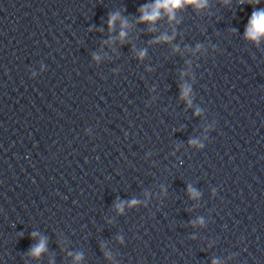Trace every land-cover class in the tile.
<instances>
[{
	"label": "clouds",
	"instance_id": "9594fccd",
	"mask_svg": "<svg viewBox=\"0 0 264 264\" xmlns=\"http://www.w3.org/2000/svg\"><path fill=\"white\" fill-rule=\"evenodd\" d=\"M256 3L259 2V0H255ZM207 3V0H156V3L151 6V10H148V6H145L144 8H141L140 11L142 12L141 20L145 22H154L160 17V10L164 9L169 13L170 18L174 16V11L176 9H179L183 7L185 4H194L197 7H203ZM117 16H112L109 19V28L111 29L115 20L117 19ZM126 27V24L122 25V28ZM246 36L251 39H259L260 36L264 35V10L260 11H254L251 17V20L249 21V25L246 29ZM126 33L122 30L120 32V38L123 39L125 37ZM160 40L168 41L170 37L168 36H162L159 38ZM141 56L144 55V52L140 53ZM184 96L187 95V90L183 93ZM196 194L193 193V196ZM133 204L136 202L133 201ZM44 250V243L41 242L39 246L33 249V254H39ZM215 264V262H214Z\"/></svg>",
	"mask_w": 264,
	"mask_h": 264
}]
</instances>
